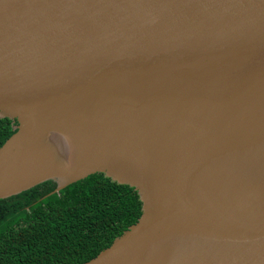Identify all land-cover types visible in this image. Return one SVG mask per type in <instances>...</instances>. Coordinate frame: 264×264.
<instances>
[{
	"label": "water",
	"instance_id": "water-1",
	"mask_svg": "<svg viewBox=\"0 0 264 264\" xmlns=\"http://www.w3.org/2000/svg\"><path fill=\"white\" fill-rule=\"evenodd\" d=\"M0 119V200L137 192L84 264H264V0H0Z\"/></svg>",
	"mask_w": 264,
	"mask_h": 264
},
{
	"label": "trees",
	"instance_id": "trees-1",
	"mask_svg": "<svg viewBox=\"0 0 264 264\" xmlns=\"http://www.w3.org/2000/svg\"><path fill=\"white\" fill-rule=\"evenodd\" d=\"M0 119V147L15 133ZM47 181L0 200V264H84L141 217L137 192L95 174L56 189Z\"/></svg>",
	"mask_w": 264,
	"mask_h": 264
}]
</instances>
